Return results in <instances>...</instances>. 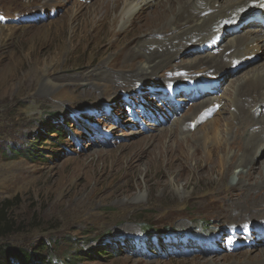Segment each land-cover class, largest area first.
<instances>
[{
    "label": "rangeland",
    "instance_id": "374dc122",
    "mask_svg": "<svg viewBox=\"0 0 264 264\" xmlns=\"http://www.w3.org/2000/svg\"><path fill=\"white\" fill-rule=\"evenodd\" d=\"M106 6L111 9L112 1L0 0V219L10 229L8 234L0 235V244L48 256L52 264H197L199 259L207 258L221 260L222 264L245 263L241 254L255 257L264 244L236 249L254 244L244 236L249 228H237L245 219H233L224 212L233 193L229 180L238 179L236 166L222 180L217 172L205 173L201 180L193 178V162L198 155L206 154L194 146L201 145L205 127L211 128L207 123L210 119L230 117L229 102L236 95V91L230 94L234 78L220 82L218 73L194 71L189 76L184 74L186 71L174 75L166 72L172 66H187L186 59L180 64L175 61V65L170 62L160 70L152 67L136 72L134 68L143 58L132 60L128 54L121 57L120 48L131 47L142 34L162 30L153 24L119 32L124 21L122 6L103 15ZM250 65H245L240 78L251 75L253 66L259 69L264 65V49ZM103 67L111 75L132 71L130 77L125 75L127 81L113 82L110 77L111 82H106L93 73ZM207 78L221 90L203 94L210 95V99L223 94L225 108L213 111L200 122L193 117V136L177 144L178 127H183L174 118L185 119L194 102L177 104L190 93L180 84L192 81L197 86ZM233 84L238 87L237 82ZM167 101L175 114L172 111L165 117ZM168 125L172 133L166 137L163 128ZM219 131V139L223 140L225 126ZM229 132L231 136V129ZM159 136L166 138L150 148L153 156L162 159L153 163L148 177L138 173L126 194L109 196V189L102 191L122 182L117 179L123 172L104 179L105 175L96 171L102 166L97 163L88 179L85 177L87 163L96 159L98 151L117 155L121 144L151 137L150 146ZM241 139L237 137L238 144L230 143L233 149L226 146L228 156L241 151ZM164 144L177 152L170 151L167 156ZM256 154L252 161L264 157V153L261 157ZM170 156L168 163L175 169L163 177L160 170L165 169ZM184 156L190 172L186 167L178 169ZM114 159H107V165ZM79 160L84 162L75 169L74 163ZM141 161L147 163V158ZM73 169L75 176L69 179ZM97 180L100 194L93 192ZM98 195L106 197L100 200ZM128 197L133 198L128 201ZM92 198L97 201L91 210L78 214L80 203ZM126 205L128 209H124ZM246 215L252 222L262 220ZM235 232L239 233L236 238ZM260 237L264 239V235ZM230 254L234 255L227 257ZM237 255L239 258L234 260ZM223 257L228 260L224 262Z\"/></svg>",
    "mask_w": 264,
    "mask_h": 264
},
{
    "label": "bare ground",
    "instance_id": "6f19581e",
    "mask_svg": "<svg viewBox=\"0 0 264 264\" xmlns=\"http://www.w3.org/2000/svg\"><path fill=\"white\" fill-rule=\"evenodd\" d=\"M109 1H112V7L109 9L106 6L103 15H106L109 10L115 12L119 6H122L121 11L124 16V21L119 27V32H129L130 27L132 26L140 29L142 25L149 27L153 24L162 30L161 32L155 31L142 34L139 37V40H136L131 47L130 45H127L126 48L124 46L120 48L119 51L121 57L128 54V56H132V60H135L138 57L143 58L142 61H140V64L134 68L136 69V72L141 73L146 71L147 68L152 67H154L155 70H160V68H163L164 65L169 64L170 62L171 65H175V61H178L180 64L183 59H186L187 66H182L181 64L179 66H172L171 69H167L166 72L169 74H172L173 72L174 75L181 72L183 74V72L186 71L184 74H188L189 76H191L194 71L202 73H218L220 82L233 78L232 82H237V88H235L236 84L234 85L231 82V88H235V90L232 91V89L230 94L236 91V95L233 96L229 102L232 105L229 113L230 117L223 118L222 116H219L213 118L212 121L210 119L207 123L211 124V128L207 127V129L205 127V134L200 140L201 145L198 146L195 144L194 146L196 150L201 147L206 154L204 156L201 154L198 155L193 162L195 163L193 178L201 180L204 179L205 173L217 172V177H219V180H222L224 179L226 172L228 173L229 170L236 166L235 171L238 179L229 180V186L230 189H233V193L229 194L231 196V198H228L230 203L225 207L224 212H228L227 215L233 219L236 217H243L245 220L242 221V225H239L237 228H249L248 231L245 230L247 234L244 236L254 241V244H245V246H238L236 249L239 250L248 246V248H252L259 242L264 244V239L260 237V235H264V157L260 160L257 157L256 161H252L254 155H257L256 153L259 154V157L264 153V65L259 69H256L258 66L250 68V70L253 71L251 75L243 76L241 78V75L239 76V73L241 74L242 71H245V65L248 64V66H251L250 64L257 60L264 49V0H222V3H219V0ZM149 6L153 9L148 10L147 7ZM252 8H254L253 11ZM141 21L144 22L140 23ZM112 22H115L114 18ZM233 30H236L237 33ZM111 32H113L114 35H118V33L114 31ZM156 34H164V36L157 38L155 37ZM229 37L233 38L227 39ZM259 50L261 51L258 54ZM240 61L242 62L238 65V62ZM131 71L128 69L123 72L124 74L120 73L117 75H111L112 73H107L103 67V69H98V71L93 73L101 79L104 78L106 82H111V77L114 82L116 79L127 81V78L130 77ZM243 74L246 75L247 73L244 72ZM226 75H229V77L225 78ZM216 82L218 81L216 80ZM85 84L86 83H82L81 85ZM194 85L195 84L192 81H186L183 85L180 84V86H183L185 89H189L190 93L182 98L183 100L181 103L177 104H183L187 101L194 102L192 103V112L185 115V119L183 118V120L180 121L177 118H174V121L183 127L181 130H179L178 127L177 136L175 137L176 142H178L177 144L184 142L182 140L193 136L191 133L194 131L191 130L192 125L190 123V120H193V117L196 122H200L213 111H219L222 110L220 108H223V94L218 95V97L211 95V99L209 97L210 95L205 96L203 94H208L210 93L209 91H214L215 93L220 92L221 88L214 86L211 78H207L206 80L203 79L200 83H196L197 86ZM201 88H205L206 90L201 92ZM175 90L178 91L179 89L172 88V91ZM167 103L169 105L170 102L167 101ZM170 105L164 114L165 117L166 114H172V111L173 114H175L174 109H171ZM201 106L202 108L199 109ZM196 109L197 111H195ZM221 113L222 112H219L218 115ZM169 119V117L166 118V120ZM222 122L224 123L222 124ZM170 125H173V122ZM222 126H225L227 134L223 137V140H220L219 128ZM163 129L166 137L169 133V136L171 135V126L168 125ZM230 129L231 136L228 134ZM243 132L245 135L242 134ZM233 133L238 135L235 136ZM223 134H225V132ZM179 135H183V137H179ZM165 136L157 137L156 140L158 141H156V143L153 141L150 146L148 145V142L151 137L138 141H131L124 145L121 144L117 155L114 154L115 152L108 155L103 150L98 151L95 155L96 159L93 157L91 161L87 163L89 169H87L84 175L88 179L91 171L95 169L97 163H101L102 166L97 168L96 171L101 175L104 174V179L110 176V174L123 172V174L117 179L122 180V182L113 187H104L102 191L109 189V196L112 194H126V191L130 188L132 181L136 178L138 173L139 175L143 173V178L148 177V175H150L151 167L154 166L153 163L162 159V156H153L152 153L154 150L150 147L154 146V144H160L161 141L166 138ZM240 136L242 137V144L240 145V147L242 146L241 151H233L231 156H228L229 149L228 147L226 149V146L228 145L229 148L232 147L231 142H233V144H238L237 137ZM165 146L166 149L164 148V153H167V156L170 151L173 153L172 150L167 148V145ZM255 148L259 149L258 152H254ZM210 154L212 155L209 156ZM114 157V162L107 165L106 160L108 159L112 162ZM145 157L147 158V163L141 161L142 158ZM170 158L171 156L166 159L167 164L165 165V169L160 170L163 177L172 173L175 169L173 164L168 163L170 162ZM79 161L81 163H74L75 169L81 166L82 162H84L83 160ZM183 162L185 164L181 163L178 166V169L182 170L186 167L189 171L190 163H188V159L186 158ZM141 167L143 172H141ZM74 176L75 170L73 169L69 175V179H72ZM99 182L100 181L98 180L94 182L96 185L93 192H97V194L101 193L98 186ZM209 190H211V188ZM105 197L106 196L102 197L101 195H98L100 200ZM132 198L133 197H128L127 199L130 201ZM95 201L97 200L92 198L80 203L76 212L78 214L88 213L95 204ZM123 207L124 209L129 208L128 205ZM246 214L262 218V220H259V222H252L250 218H246ZM233 225L236 224H232V226ZM242 233L244 234V232ZM254 234L256 235L255 237L253 236ZM238 235V232L234 233L235 238L238 237ZM259 250L261 251H258L259 253L257 252L258 254L256 253L255 257L250 256L249 254H241L242 257L245 256V263L243 264H247L249 261H257L256 263L258 264H264V247ZM231 255L234 254H230V256L227 257H232ZM227 257H223L224 262L228 260ZM234 257H236L234 260L239 258L238 255ZM220 261L221 260L213 258L199 259L197 264H222Z\"/></svg>",
    "mask_w": 264,
    "mask_h": 264
},
{
    "label": "trees",
    "instance_id": "16d2710c",
    "mask_svg": "<svg viewBox=\"0 0 264 264\" xmlns=\"http://www.w3.org/2000/svg\"><path fill=\"white\" fill-rule=\"evenodd\" d=\"M0 212L2 210L0 209ZM2 215L0 214V217ZM6 222H2L0 219V235L3 236L10 232L9 227L6 226ZM132 243V240H130ZM36 261L41 264H52L49 257L42 255H36L30 253L27 249L21 247H12L7 244H0V264H36Z\"/></svg>",
    "mask_w": 264,
    "mask_h": 264
}]
</instances>
